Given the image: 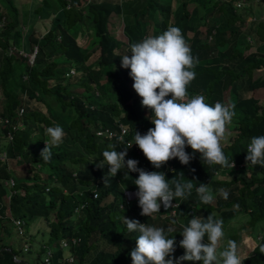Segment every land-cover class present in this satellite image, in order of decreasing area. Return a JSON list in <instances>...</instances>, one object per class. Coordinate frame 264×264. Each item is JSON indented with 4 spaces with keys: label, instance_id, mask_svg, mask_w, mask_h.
Here are the masks:
<instances>
[{
    "label": "trees",
    "instance_id": "16d2710c",
    "mask_svg": "<svg viewBox=\"0 0 264 264\" xmlns=\"http://www.w3.org/2000/svg\"><path fill=\"white\" fill-rule=\"evenodd\" d=\"M0 1V150L7 152V159H0V231L9 236L1 243L0 232V264H40L44 258L49 264H132L130 252L139 234L127 231L123 217L155 225L151 217L140 215L138 198L128 201L125 194L138 190L133 180L139 173L129 172L124 178L127 170L121 169L104 185L108 166L100 169L96 164L103 151L113 150L110 145L123 151L127 141L134 142L135 132L144 135L154 127L151 111L141 106L132 87L130 69L121 67V57L131 55L133 43L158 36L171 26L181 29L198 59L188 97L203 95L210 105L235 106L222 143L225 156L234 161L233 169L246 165L251 138L264 135V96L259 95L264 77L256 76L264 69V18L252 10L255 2L264 0H243L241 6L236 5L238 0H139L141 7L124 26L126 41L109 31L110 16L123 14L122 0H41L34 2V10H44L45 28L38 37L33 31L26 34V50L38 48L32 66L19 52H8L10 39L23 34L21 0ZM78 37L84 41L80 43ZM20 107L24 111L18 117ZM54 126L63 128L64 137L52 148L50 161L44 162L40 153L48 140L46 129ZM122 126L128 130L123 142L117 138ZM106 127L117 137L97 135ZM185 150L192 153L190 147ZM128 159L137 160L145 171L163 172L170 185L173 178L182 183L192 180L191 195L177 198L175 216L159 226L169 238L175 237V257L183 255L180 233L189 219L196 215L218 219L214 215L218 213L225 226L241 214L246 220L231 234L227 231L228 239L237 240L239 230L246 227L261 228L262 240L243 264H264L259 250L264 244V168L246 165L248 176L237 173L233 178L235 170L209 166L197 153L188 165L175 158L155 169L136 145L128 149ZM14 165L28 168L16 170ZM219 171L229 179L216 178ZM10 178L14 184L8 187L4 181ZM201 183L215 196L210 205L199 202L196 188ZM221 188L227 190V199L219 195ZM15 219L21 221L23 233L18 235L27 250L24 245L15 250L13 236L7 233L10 225L16 228ZM39 219L46 230L38 231L40 248L29 261L18 254L31 253L32 243L38 242L29 229ZM169 225L174 227L172 232L167 231ZM62 240L70 246L62 247Z\"/></svg>",
    "mask_w": 264,
    "mask_h": 264
},
{
    "label": "clouds",
    "instance_id": "9594fccd",
    "mask_svg": "<svg viewBox=\"0 0 264 264\" xmlns=\"http://www.w3.org/2000/svg\"><path fill=\"white\" fill-rule=\"evenodd\" d=\"M130 53V56L126 54L121 57V67L130 69L129 75L134 82L132 87L141 98V106L151 111L153 118L150 121L154 127L149 128L144 135L135 132L134 142L131 141L123 151H117L114 145H110L113 150L102 152L103 159L96 167L103 169L105 165L108 166V172L102 177L104 185L121 169L127 170L124 172V178L129 176V172H138V178L133 180L138 190L126 191L125 194L130 193V200L138 198L141 216L151 217L155 223L163 225L166 219L175 216V208L178 205L175 200L187 199L194 185L192 180L182 183L174 178L171 179L170 185L163 172H148L138 167L137 160H125L128 149L133 145L138 146L155 169L162 168L175 158H178L182 165H188L197 153L200 160L207 165L231 168L238 174L241 171L239 168L243 166L245 170L247 167L256 166L264 168V135L251 138L247 145V167L242 163L233 169L234 161L229 162L224 154L222 141L235 115L234 105L226 106L216 102L213 106L205 102L203 95L188 97L187 89L195 79L196 73L193 69L198 59L192 56L180 28L171 26L158 36H149L141 42L133 43L130 45ZM169 96L170 98H167ZM100 131H104L106 139L117 137L109 127ZM46 135L48 140L44 142L45 147L40 153L44 162L50 161L52 148L62 143L64 131L60 126L48 127ZM126 135L124 138H117L123 142ZM186 147L192 149L191 154L186 152ZM222 175V171H219L216 178L229 179ZM196 193L203 205H210L215 199L205 183L196 188ZM219 195L224 199L228 198V192L223 188L219 189ZM216 214L218 213H214ZM219 218L196 215L189 219L188 225L183 226L180 233L183 238L179 241V246L184 249L183 255L177 258L173 255L177 244L175 237L169 238L164 228L123 217L127 231L139 234L135 239L136 246L130 252L132 264H243L262 240L261 228L243 229L250 231V243L253 244L245 253L241 249L242 244L238 243L243 230H239V237L235 241L228 239V235L246 219L242 218L241 214L233 219L231 222L236 224L238 221L240 224H236L227 235V230L224 229L227 225L223 226V221ZM170 227H167L168 232L174 229L171 225ZM259 250L264 253V244L259 245Z\"/></svg>",
    "mask_w": 264,
    "mask_h": 264
},
{
    "label": "rangeland",
    "instance_id": "374dc122",
    "mask_svg": "<svg viewBox=\"0 0 264 264\" xmlns=\"http://www.w3.org/2000/svg\"><path fill=\"white\" fill-rule=\"evenodd\" d=\"M82 1H88V0H82ZM122 1H123V14L122 15L112 14L110 16V19H109V31H110V33L113 36H115L119 40L126 41L127 37H126V35L124 33V26L131 20V16L133 15V13L141 7L142 2L137 0V1H133L132 3L129 4L126 0H122ZM257 3H259V2L258 1L255 2V4L252 7V10H253V12H255L258 15L259 18L260 17L262 18V13L264 12V2H263V4H257ZM22 5H23V3L20 2L19 3V12H21V15H24V11H27L28 7H26V5L24 4V8L26 7L24 9V8H22ZM0 8H1V5H0ZM22 10H23V12H22ZM41 10L42 9H39V11H41ZM42 11H43V13H42ZM42 11L39 14H37V12H35V10L33 9L32 12L30 13V21L29 22L28 21L25 22V19H24V22H25L24 24H26V27L28 29V34H30L31 31H33V33L36 34L37 37L42 34L43 29L45 28L44 26L46 25L45 24L46 20L44 19V10H42ZM41 13H42V15H41ZM251 18L252 17L247 18L246 20L249 22V20H251ZM38 27H40L41 29H39ZM23 29L24 28H22V30ZM24 33L26 34L25 29H24ZM20 34H21V30H20ZM189 35H191V33H189ZM78 40L80 41V43H81V41H84L83 39H80L79 37H78ZM27 41H28V36L25 39V42H27ZM17 45L20 46V44H18V43H17ZM11 47H14V46H10L9 48H11ZM25 50L26 49H24L23 51H25ZM253 50H254L253 48L250 49V51H253ZM256 76L264 77V69L260 70V71H256ZM259 95H260V97L264 96V89L260 90ZM225 142H226V140L222 141V143H225ZM11 163L13 164L14 162H11ZM14 167L16 168V170L25 171L28 168V165H22V166H18V167H16L14 165ZM240 169H241V171H239V173L242 174V176H248V172H249L248 169L245 170L244 166L240 167L239 170ZM229 171H232V169H229ZM233 174H234L233 178L238 175L237 172H235V171H234ZM127 196L130 197V193H127ZM6 213L8 214V211ZM216 216L219 218L218 214H216ZM240 219H242V218H239V220ZM43 223H44V221L42 219H39V220L35 221L34 224L29 229L30 233L32 235H36V239H35L36 241H38L40 238H42V235L38 231H41L40 229L46 230L45 225ZM8 224L9 223L7 222L5 224V226L8 225ZM236 224L239 225L240 222L237 221ZM236 224L234 222H231L224 229L227 230V231H232L233 227ZM159 225H162V223H159V222L155 223V227H158ZM167 227L171 228L170 225L167 226ZM246 231L247 230H243L242 231L241 237L245 236V234L247 233ZM0 232H1V237L3 239V240H1V243H2V241L3 242L6 241V239H8L9 236L5 233V231L3 229H1ZM7 233H9V234H11L13 236V243H14L13 246H14L15 250H18L19 248L22 249V247L24 245V239L22 238L23 236L21 237V236L18 235L17 230H16V228L13 225L9 226V230L7 231ZM243 238H245V237H243ZM39 243H40L39 241L36 242L35 244L32 243L33 247H32L31 253H29V252L27 253V251L22 253V251H21V252H19L20 254H18V255L19 256L25 255L26 258L29 259V261H32L34 253H37L35 251L39 250V248H40ZM241 244H242V240H241ZM250 245L253 246V244H251V243H250ZM245 253H247V252H245ZM260 264H261V262H260Z\"/></svg>",
    "mask_w": 264,
    "mask_h": 264
},
{
    "label": "built area",
    "instance_id": "2783aa9c",
    "mask_svg": "<svg viewBox=\"0 0 264 264\" xmlns=\"http://www.w3.org/2000/svg\"><path fill=\"white\" fill-rule=\"evenodd\" d=\"M243 3H244L243 0H238L237 3H236V5H237V6H241V5H243ZM1 25H2V23L0 24V26H1ZM37 49H38L37 46H34L33 49H32L31 51H29V52H25V51H23V50H16L14 47H11V48L8 49V52H9V54H12L13 52H16V51L19 52L20 55H22L23 57L26 58L28 64H29L30 66H32L33 63H34L35 55H36V53H37ZM24 78H26V76H25ZM23 111H24L23 107H20V108L18 109L17 116H18V117H21L22 114H23ZM4 122L7 123V119H5ZM127 132H128V130H127L124 126L120 127L119 138H120L121 136L124 138V135H126ZM97 135H104V136H105L104 131H98V132H97ZM109 135L111 136L112 133H109ZM7 138H8L9 140L12 139V133H11V132H8V133H7ZM129 143H132V142H131V141H127V142H126L127 145H128ZM0 159H2V160H6V159H7V152H6V151H0ZM4 184L7 185L8 187H10V186H12V185L14 184V180H13L12 178H10V179H8V180H5V181H4ZM45 190H46V191L49 190L48 186L45 188ZM96 196H97L96 192H93V197H96ZM126 196H127V194H126ZM127 200H128V201L130 200L128 196H127ZM81 207H83V205H81L79 208H81ZM76 210H78V208H77ZM14 224H15V226H16L17 233H18L19 235L22 234V233H23V228H22V225H21V221L15 219V220H14ZM76 242H77V240H76L75 238H73V239L71 240V243H72V244H75ZM61 246L64 247V248H68V247L70 246V243H69L68 241H66V240H62V241H61ZM27 249H28V245L26 244V245H24V250H27ZM72 261H73L72 258H69V259H68V262H72ZM40 264H49L48 258H44V261H43L42 263H40Z\"/></svg>",
    "mask_w": 264,
    "mask_h": 264
},
{
    "label": "crops",
    "instance_id": "0c3cea01",
    "mask_svg": "<svg viewBox=\"0 0 264 264\" xmlns=\"http://www.w3.org/2000/svg\"><path fill=\"white\" fill-rule=\"evenodd\" d=\"M40 1L41 0H21V3H23V5H22V8H24V4L26 5V7H28V9H27V11H24V15H21L22 16V18H23V21H24V19H25V21L27 22H29L30 21V13L32 12V10L34 9V7H35V3L34 2H37V4H39L40 3ZM261 1H263V0H261ZM257 4H259V3H257ZM25 7V8H26ZM24 8V9H25ZM23 9V10H24ZM23 10H22V12H23ZM36 12V11H35ZM41 11H39L37 14H39ZM43 13V12H42ZM42 13H41V15H42ZM39 17V16H38ZM41 18V17H40ZM39 18V19H40ZM262 18H264V12L262 13ZM25 26V27H24ZM22 28H24L25 29V31H26V34L28 33V29H27V27H26V24H23V26H22ZM39 29H41L40 27H38ZM24 29H23V34L20 36V35H17V34H15V38H14V40H12V39H10V46H14V48L16 49V50H24V49H28V45L26 44V42H25V39H26V34L24 33ZM38 29V30H39ZM35 36H36V34H35ZM12 41H14V42H12ZM17 43L18 44H20V46H18L17 45ZM25 52H29V51H27V50H25ZM236 172V171H235ZM223 177H225V178H227V177H229V175L226 173V174H223L222 175ZM262 227L264 228V225H262ZM247 233L245 234V236H240V240L238 241V243H240L241 244V240H242V245L243 246H241V249L243 250V252H248L249 251V249H250V242H251V239H252V234H250V231L248 230V231H246ZM248 234V235H247ZM243 237H245V238H243ZM243 238V239H242Z\"/></svg>",
    "mask_w": 264,
    "mask_h": 264
}]
</instances>
